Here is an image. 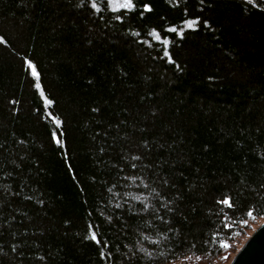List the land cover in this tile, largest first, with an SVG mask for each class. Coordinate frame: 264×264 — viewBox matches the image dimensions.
<instances>
[{"label": "trees", "instance_id": "obj_1", "mask_svg": "<svg viewBox=\"0 0 264 264\" xmlns=\"http://www.w3.org/2000/svg\"><path fill=\"white\" fill-rule=\"evenodd\" d=\"M124 2L0 0V264H217L264 218V0Z\"/></svg>", "mask_w": 264, "mask_h": 264}, {"label": "water", "instance_id": "obj_2", "mask_svg": "<svg viewBox=\"0 0 264 264\" xmlns=\"http://www.w3.org/2000/svg\"><path fill=\"white\" fill-rule=\"evenodd\" d=\"M241 246L230 264H264V223Z\"/></svg>", "mask_w": 264, "mask_h": 264}, {"label": "rangeland", "instance_id": "obj_3", "mask_svg": "<svg viewBox=\"0 0 264 264\" xmlns=\"http://www.w3.org/2000/svg\"><path fill=\"white\" fill-rule=\"evenodd\" d=\"M32 71V69H31ZM264 223V218L252 221L250 224V230L248 232V237L262 224ZM244 242V241H243ZM242 242V243H243ZM241 243V245H242ZM241 245L236 246L234 249H230L217 264H230L233 257L236 255Z\"/></svg>", "mask_w": 264, "mask_h": 264}, {"label": "snow or ice", "instance_id": "obj_4", "mask_svg": "<svg viewBox=\"0 0 264 264\" xmlns=\"http://www.w3.org/2000/svg\"><path fill=\"white\" fill-rule=\"evenodd\" d=\"M111 3L115 4L116 3V0H110ZM117 7H122V8H131L133 5L131 3V0H125V2L123 4H116ZM92 7L95 8L96 5L95 3L92 4ZM144 8L145 10H148L149 9V5L145 4L144 5ZM119 19V17H117ZM3 38L0 37V40H2ZM165 55H167V53H165ZM28 64H29V67L32 69V75L33 76H36L38 75L37 72H36V69H35V66H33L31 64L30 61H26ZM49 103H51V101H49ZM54 138H55V134H53ZM222 203L224 204H229L230 206V200L229 198H225L223 201H221ZM249 215H251V212H249ZM93 239H95V236L92 237ZM225 247H227V245H224Z\"/></svg>", "mask_w": 264, "mask_h": 264}]
</instances>
